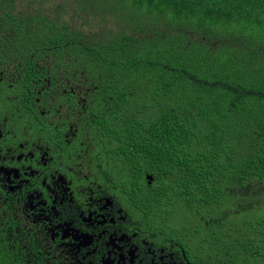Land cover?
Segmentation results:
<instances>
[{
	"label": "trees",
	"instance_id": "trees-1",
	"mask_svg": "<svg viewBox=\"0 0 264 264\" xmlns=\"http://www.w3.org/2000/svg\"><path fill=\"white\" fill-rule=\"evenodd\" d=\"M0 50L29 73L16 89L43 56L110 99L85 139L115 204L184 208L196 262L264 264V0H0ZM13 234L0 264H33Z\"/></svg>",
	"mask_w": 264,
	"mask_h": 264
},
{
	"label": "flooded vegetation",
	"instance_id": "flooded-vegetation-1",
	"mask_svg": "<svg viewBox=\"0 0 264 264\" xmlns=\"http://www.w3.org/2000/svg\"><path fill=\"white\" fill-rule=\"evenodd\" d=\"M5 54L0 228L13 229L11 243L21 238L33 264H201L203 251L196 262L195 246L173 225L154 223L153 213L128 207L126 192L108 186L119 196L115 204L103 175H92L85 130L100 123L101 105L110 106L99 87L81 74L57 72V62L40 56L35 80L16 89L17 78L29 73Z\"/></svg>",
	"mask_w": 264,
	"mask_h": 264
},
{
	"label": "rangeland",
	"instance_id": "rangeland-1",
	"mask_svg": "<svg viewBox=\"0 0 264 264\" xmlns=\"http://www.w3.org/2000/svg\"><path fill=\"white\" fill-rule=\"evenodd\" d=\"M33 8H35V6ZM80 15L83 16V14H80ZM76 21L77 20H75V19L73 20V22L71 23L72 27L76 26ZM105 23H106V25H108L110 23L109 25L116 27V23L114 22L113 19H109V20L107 19ZM94 32H97L96 28H95ZM164 208L165 207L162 205L161 210H163ZM183 211H185L187 214H182ZM183 211H181V209L178 205H174L172 211H170L166 214V217H168L167 218V220H168L167 224L173 225V227L178 228L181 225L180 222L190 220L191 219L190 213L188 211H186L184 208H183ZM185 236L191 243H193L192 245L196 246L198 244L197 240L195 239V233H189Z\"/></svg>",
	"mask_w": 264,
	"mask_h": 264
},
{
	"label": "water",
	"instance_id": "water-1",
	"mask_svg": "<svg viewBox=\"0 0 264 264\" xmlns=\"http://www.w3.org/2000/svg\"><path fill=\"white\" fill-rule=\"evenodd\" d=\"M146 181H147L148 184H150L151 183V177L146 176Z\"/></svg>",
	"mask_w": 264,
	"mask_h": 264
}]
</instances>
